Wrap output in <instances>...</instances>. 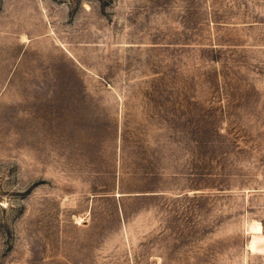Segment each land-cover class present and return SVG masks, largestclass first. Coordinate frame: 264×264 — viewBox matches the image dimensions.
<instances>
[{
    "label": "rangeland",
    "instance_id": "374dc122",
    "mask_svg": "<svg viewBox=\"0 0 264 264\" xmlns=\"http://www.w3.org/2000/svg\"><path fill=\"white\" fill-rule=\"evenodd\" d=\"M0 264H264V0H0Z\"/></svg>",
    "mask_w": 264,
    "mask_h": 264
},
{
    "label": "bare ground",
    "instance_id": "6f19581e",
    "mask_svg": "<svg viewBox=\"0 0 264 264\" xmlns=\"http://www.w3.org/2000/svg\"><path fill=\"white\" fill-rule=\"evenodd\" d=\"M256 229L261 230V229H262L261 224H257ZM260 237H261V236H260ZM260 237H259V238H260ZM257 240H258V238H256V239L253 240V243L251 244V246H252L253 248H256ZM257 244H258V243H257ZM262 249H263V248H262Z\"/></svg>",
    "mask_w": 264,
    "mask_h": 264
}]
</instances>
